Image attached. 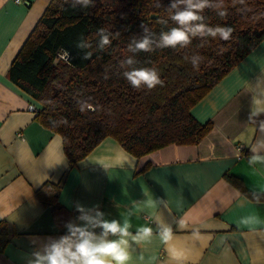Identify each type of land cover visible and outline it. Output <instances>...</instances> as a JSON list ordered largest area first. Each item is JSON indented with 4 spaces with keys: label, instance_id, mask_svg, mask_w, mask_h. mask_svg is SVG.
<instances>
[{
    "label": "crops",
    "instance_id": "obj_1",
    "mask_svg": "<svg viewBox=\"0 0 264 264\" xmlns=\"http://www.w3.org/2000/svg\"><path fill=\"white\" fill-rule=\"evenodd\" d=\"M20 1L0 0V264H23L33 238L62 235L76 203L99 205L134 230L148 224L145 213L155 209L144 204L156 200L166 202L159 212L174 227L184 264H264V203L239 204L264 192V167L249 166L250 150L237 139L251 128L247 83L264 75V38L191 108L199 123L212 124L196 144L135 157L108 136L70 164L61 136L37 119L41 104L8 76L51 0ZM136 201L144 210L129 218ZM244 217L255 220L245 225ZM143 247L149 264H171L155 234Z\"/></svg>",
    "mask_w": 264,
    "mask_h": 264
},
{
    "label": "trees",
    "instance_id": "obj_2",
    "mask_svg": "<svg viewBox=\"0 0 264 264\" xmlns=\"http://www.w3.org/2000/svg\"><path fill=\"white\" fill-rule=\"evenodd\" d=\"M118 1L125 3L120 11ZM170 3L93 0L84 8L78 0H51L11 62L9 79L41 104L37 119L61 136L70 164L108 136L142 157L168 145L196 144L211 129V122L199 123L190 110L264 38V0H224L225 17L204 10L210 26L233 29L228 41L196 37L187 47L160 49L161 31L175 26L170 20L160 23L168 19ZM141 25L149 30L155 51L129 50L133 38L145 35ZM101 28L111 34L103 49ZM82 42L90 47L79 48ZM63 51L66 60L59 56ZM88 51L93 55L84 59ZM196 54L202 61L193 69ZM129 58L135 61L131 66L125 63ZM130 67L157 69L163 85L133 88L122 75ZM85 101L93 107L81 112Z\"/></svg>",
    "mask_w": 264,
    "mask_h": 264
},
{
    "label": "clouds",
    "instance_id": "obj_3",
    "mask_svg": "<svg viewBox=\"0 0 264 264\" xmlns=\"http://www.w3.org/2000/svg\"><path fill=\"white\" fill-rule=\"evenodd\" d=\"M78 2L87 8L93 0H78ZM239 3L243 4L244 0H239ZM156 6L160 7V3L157 2ZM206 8L214 9L219 17H225L228 13L224 0H219L215 5L213 0H171L170 6L167 7L168 19H162L160 23L168 25L170 20L175 26L168 27L167 31H161L157 47L160 49L187 47L196 37L228 41L232 37L233 29L226 25L210 26L206 23L203 15ZM141 27L145 35L138 40L133 38L128 45L129 50L155 51L154 41L148 35L149 30L143 25ZM110 35L105 29H99L101 49L111 43ZM77 46L84 49L89 48L90 44L82 42ZM92 55V51H88L83 58L89 59ZM67 57L68 53L65 51L62 58L67 59ZM201 61L200 55H194L191 61L193 69H198ZM125 63L131 66L135 61L129 58ZM122 75L133 88L146 86L152 89L157 85H163L159 72L151 67H130ZM247 89L250 99L246 123L251 128L245 127L237 139L250 150L249 166L264 167V118H262L264 117V75L257 76L255 82L248 81ZM92 107L93 105L87 101L79 105L81 112ZM63 122L67 123V121ZM52 123L55 126L56 123ZM257 132L261 135L257 136ZM248 203L256 205L264 203V192H254L251 197L242 196L239 201L240 206ZM116 206L119 208V205ZM161 206L166 207V202L147 201L144 207L155 210L145 213L148 216V224L133 230L129 219H109L99 205L89 207L76 203L75 211L78 215L74 220L69 219L63 223L64 233L58 237L49 236L43 241L39 237L33 238L32 250L23 254V264H149L143 246L151 241L154 234L166 246L171 264H184L186 253L172 243L175 235L174 227L163 219L159 212ZM138 209L144 210L141 202H133L126 208L127 216L129 218L134 216ZM254 220V217H244L241 218V223L248 225ZM183 226L184 222L181 220L177 222L176 228Z\"/></svg>",
    "mask_w": 264,
    "mask_h": 264
},
{
    "label": "built area",
    "instance_id": "obj_4",
    "mask_svg": "<svg viewBox=\"0 0 264 264\" xmlns=\"http://www.w3.org/2000/svg\"><path fill=\"white\" fill-rule=\"evenodd\" d=\"M17 3H21V1L20 0H15ZM65 51H63V52H61L60 54H59V56L62 58V54L64 53ZM62 59H64V60H66L65 58H62ZM29 109L30 110H32V111H35V110H37L34 106H32V105H30L29 106Z\"/></svg>",
    "mask_w": 264,
    "mask_h": 264
},
{
    "label": "rangeland",
    "instance_id": "obj_5",
    "mask_svg": "<svg viewBox=\"0 0 264 264\" xmlns=\"http://www.w3.org/2000/svg\"><path fill=\"white\" fill-rule=\"evenodd\" d=\"M124 6H125V3H124V2H119V1H118L117 10H118V11L122 10V9L124 8ZM118 11H117V12H118Z\"/></svg>",
    "mask_w": 264,
    "mask_h": 264
}]
</instances>
